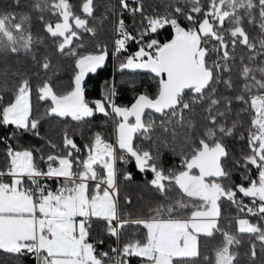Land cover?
<instances>
[{"label": "snow or ice", "instance_id": "1", "mask_svg": "<svg viewBox=\"0 0 264 264\" xmlns=\"http://www.w3.org/2000/svg\"><path fill=\"white\" fill-rule=\"evenodd\" d=\"M160 3L162 10L145 0H118V7L107 8L99 18L103 24L108 15L115 17L113 54L126 51L129 42L138 44V50L120 63V70H145L157 80L155 96L140 94L130 107L114 102V86L106 87L103 99L86 98L85 77L109 55L106 44L97 43L95 51H87L83 43L84 33L97 35V27L89 23V18L97 19L94 0H80L78 6L69 0H34L32 7L40 13L52 48L39 57L36 49L45 36L33 34L31 17L0 12V53H23L35 65L31 75L14 72L16 82L0 94V125L39 136L42 116L37 114L34 95L48 105L43 116L76 122H87L96 113L119 117L114 121L115 143L94 132L81 149L65 127L61 144L48 141L54 151L39 157L35 155L39 150L7 149L6 166L0 169V250L33 254L37 264H130L132 257L140 258L141 264H197L200 257L204 264H240L235 246L241 244V234L251 238V257L257 256V242L264 249V0ZM125 13L139 24L136 35L129 31ZM249 26L257 29V35H250ZM166 27L173 29L170 40L161 43L152 38ZM240 47L248 54L237 56ZM57 57L73 58L67 85L53 80ZM236 102L243 106L239 112H234ZM153 113L160 114L159 122ZM241 113L249 114L250 123L246 149L236 158L224 139L236 134L237 121L229 126V120ZM157 128L173 142L178 139L177 128L185 130L177 153L179 167L165 169L159 148L134 143L137 134L151 141ZM240 138L245 139L243 133ZM160 143L168 146L167 140ZM129 158L139 172L152 174L147 184L163 197L146 215L134 216L120 204L117 162L128 163ZM235 170H240L242 183L233 182ZM123 178L131 181L133 174L123 173ZM48 181L57 182V187L52 189ZM174 189L179 193L175 198L169 196ZM238 194L251 198V205ZM225 201L237 210L234 231L221 224ZM125 202L132 204L130 197ZM94 221L103 222L105 233L115 238L116 246L109 251H98L104 241L91 239ZM133 226L146 231L140 238L135 232L127 238ZM217 234L214 255L202 256L201 238L215 241Z\"/></svg>", "mask_w": 264, "mask_h": 264}, {"label": "trees", "instance_id": "2", "mask_svg": "<svg viewBox=\"0 0 264 264\" xmlns=\"http://www.w3.org/2000/svg\"><path fill=\"white\" fill-rule=\"evenodd\" d=\"M69 2L74 6H78L80 0H69ZM33 3L34 0H20V4L17 5L15 0H0V12H12L17 15L27 14L31 17L33 34L45 36L44 43L39 45L36 49L39 57V55L44 54L46 49L48 51H52V48L51 40L43 31V25L38 18L40 13L33 9ZM145 3L153 7H159L162 10L160 0H145ZM94 4L96 8L95 16L97 19L94 20L89 18V23L90 25L97 27V35L96 37H91L90 34L84 33L83 43L86 46L85 50L95 51V45L97 43H103L108 46L109 55L104 64L98 68L95 73H89L85 77L86 98L90 102L97 99H103L105 89L108 86L115 87L116 95L113 96L112 99L118 106L130 107L140 94H148L154 97L157 92V80L153 73L127 69L121 71L119 69V65L125 57L138 50V44L135 42H129L126 51H123L120 54H113V41L116 36L112 28V22H114L115 17L108 15V19L105 20L103 24L99 23V18L106 14L107 8L111 6L118 7V0H94ZM150 10L151 7L149 8V11ZM45 16L46 19L55 22L56 18L51 14L45 13ZM123 18L129 27V31L132 32L133 35H136L139 24H133V17L131 14L125 13ZM139 19V16L135 17L137 22ZM181 22L187 26L186 21L182 20ZM248 30L250 35H257V29L249 26ZM172 35L173 29L171 27H166L160 30L157 36L152 38H157L161 41V43H163L170 40ZM236 54L237 56H240L247 55L248 53L246 49L240 47L236 50ZM54 63L58 65V70L55 72L53 80L57 85H67L73 75V58L57 57L54 59ZM34 68L35 65L31 61V58L23 53H0V94H3L5 86L7 88H12L13 84L16 82L15 77L12 75L14 72L19 70L23 74L31 75ZM41 75L43 76L44 73L42 72ZM48 75H52V73L49 72ZM257 78L259 79L260 77L257 76ZM5 82H7L6 85ZM33 82L37 83L35 80ZM219 90L221 92L224 91L223 85L219 86ZM7 99L8 96L5 95V100ZM33 100L34 105L39 108V112L37 114L42 116L39 127L40 135L36 136L30 131L17 130L14 125H0V169L6 166V153L9 147L17 150L23 148L39 150L35 153L37 157L43 153L54 151L47 142L51 141L52 143L60 145L61 133L65 127H67L69 132L74 135L76 143L81 147V149H84V146L89 143L94 132H100L106 140L115 143L116 136L114 131V121L118 120L119 117H106L101 113H96L94 117L88 118L87 122H76L72 121L70 118L43 116V113L48 105L44 102L37 101L35 95ZM233 107L234 112H239L243 106L239 102H236ZM147 115L148 113L146 112V118ZM152 118L159 122L160 114L153 113ZM132 119L133 118H130V122H132ZM232 120L237 121V132L232 137H226L224 139V143L226 144L231 156L239 158L242 154V150L246 149L247 128L250 123V118L247 113H241L239 116L233 115L229 120V126H231ZM184 131L185 130L183 129L177 128L178 139L173 142L169 135L165 134L162 129L157 128L152 133L153 139L151 141L137 134V138L134 143L141 148H153V150H155V148H159L162 166L165 169L177 168L180 165L181 159L177 153L180 151L181 138ZM241 133H243L245 139L240 138ZM162 140L168 141L167 147L160 143ZM173 149H175V151H173ZM85 155L86 153L84 151L80 153L82 158ZM41 166L44 167L43 163H41ZM229 166H231V158L229 159ZM117 167L121 171L118 183L121 190L120 204L123 211L133 213L134 216H142L148 213L150 207H154L157 203L163 201V197H161L159 193L147 184V180L152 178V174L139 172L131 158H129L128 163L118 161ZM126 172H131L133 174V180H124L123 173ZM256 175L257 172L253 168L251 176L254 178ZM48 182L50 185L55 184V181ZM233 182L236 184L243 182L240 170H235L233 172ZM178 195L179 193L175 189L169 193V196L173 198ZM127 197L131 198V205L126 204L125 198ZM238 198L243 199L245 204L251 205V198L242 197L240 194H238ZM236 215L237 210L235 205L227 201L221 204V224L231 231L235 230L234 218ZM248 218L253 222H256V218L250 215ZM229 221H232V223L229 224ZM145 231L146 230L142 227L136 228L133 226L127 230L126 237L132 238V233L135 232V238H140ZM90 236L93 241H104L103 244H98V251H109L111 247L116 246L115 238L110 237L105 233L103 222H93ZM241 238V244L235 246L240 264H264V249H261L259 242H257V256L253 258L249 255L251 238L245 234H241ZM219 239V234H217V240L215 241L202 237V256L207 255L211 258L214 255V248ZM0 264H37V261L33 254L17 255L0 250ZM130 264H141V259L132 257L130 258ZM197 264H204L202 257L197 258Z\"/></svg>", "mask_w": 264, "mask_h": 264}, {"label": "rangeland", "instance_id": "3", "mask_svg": "<svg viewBox=\"0 0 264 264\" xmlns=\"http://www.w3.org/2000/svg\"><path fill=\"white\" fill-rule=\"evenodd\" d=\"M52 189H55L57 186H54V185H49Z\"/></svg>", "mask_w": 264, "mask_h": 264}, {"label": "crops", "instance_id": "4", "mask_svg": "<svg viewBox=\"0 0 264 264\" xmlns=\"http://www.w3.org/2000/svg\"><path fill=\"white\" fill-rule=\"evenodd\" d=\"M48 184L50 185V183L48 182ZM54 186H57V182H55Z\"/></svg>", "mask_w": 264, "mask_h": 264}, {"label": "water", "instance_id": "5", "mask_svg": "<svg viewBox=\"0 0 264 264\" xmlns=\"http://www.w3.org/2000/svg\"><path fill=\"white\" fill-rule=\"evenodd\" d=\"M120 69V68H119ZM127 70H130V69H127ZM139 71H144V72H148V71H145V70H139Z\"/></svg>", "mask_w": 264, "mask_h": 264}]
</instances>
